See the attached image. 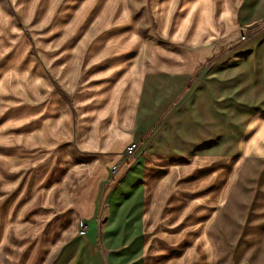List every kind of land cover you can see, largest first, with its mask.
I'll use <instances>...</instances> for the list:
<instances>
[{"label": "rangeland", "instance_id": "374dc122", "mask_svg": "<svg viewBox=\"0 0 264 264\" xmlns=\"http://www.w3.org/2000/svg\"><path fill=\"white\" fill-rule=\"evenodd\" d=\"M250 1L0 0V264H52L76 233L87 189L123 153L118 146L132 131L143 75L163 64L190 70L188 97L211 66L264 38V18L242 23L248 8L264 12V0ZM243 58L251 65L209 79L224 99L218 112L230 115L234 103L223 128L234 142L218 151L224 134L208 126L212 141L166 158V169L178 166L183 177L167 197L184 201L186 230L171 233L170 253L160 242L156 254H145L146 264H254L259 257L241 250L227 263L215 231L219 217L230 232L231 219H242L264 184V58ZM204 150L216 153H195ZM107 194L105 187L102 222ZM191 224L201 238L189 233Z\"/></svg>", "mask_w": 264, "mask_h": 264}, {"label": "crops", "instance_id": "0c3cea01", "mask_svg": "<svg viewBox=\"0 0 264 264\" xmlns=\"http://www.w3.org/2000/svg\"><path fill=\"white\" fill-rule=\"evenodd\" d=\"M256 2L257 0H251L250 4L255 5ZM247 8L248 4L245 2L240 13ZM242 13V23L247 25L264 18V12L251 15L249 8ZM236 49L229 56L236 59L227 60L223 67H219L217 63L211 66L207 79L203 83L200 81L188 97V84L193 77L190 70H172L170 65L163 64L162 69L149 70L143 75L132 131L123 135L118 146L121 150L129 139L137 141L139 158L115 184L109 182L110 164L101 183L89 186L86 206L82 212L88 222L87 233L78 235L76 230L75 234L67 236L52 264H146L145 254H156L160 242L165 244L162 246L164 254L171 252V233L180 235L181 231L186 230L180 219V207L185 203L167 195L172 189L173 181L183 177L180 167L166 169L164 163L166 158H183L187 152L198 150L201 144L212 141V133L205 136L209 133L208 126L212 132L217 130L224 134L216 147L218 151L229 147V141L234 142L232 131V137L229 138V131L227 128L223 129L229 127V120L233 118L231 113L234 111V103L232 102L230 115L229 112H218L219 102L224 99L219 94V89L211 87L209 79L220 78L228 69L251 65V59L243 57L264 58V38H253ZM181 99L183 101L176 106ZM202 127L206 128L205 132L201 130ZM216 134L214 135L217 136ZM196 136H199V143H195ZM189 142L192 148L185 150V145ZM195 153L213 155L216 151ZM105 187L108 192L107 208L102 222L99 212L100 197ZM255 190L253 201L248 210L242 213V219H231L230 232L229 229H221L219 217L215 222V231L223 238L220 244L225 248L226 257L231 258L233 253L241 250L251 256L258 250L259 260L253 263L264 264V184L258 182ZM232 195L228 197L227 206ZM189 233L197 238L202 237V229L192 227V224ZM185 246L184 244L183 247ZM227 263H233V256L230 262L227 259Z\"/></svg>", "mask_w": 264, "mask_h": 264}, {"label": "built area", "instance_id": "2783aa9c", "mask_svg": "<svg viewBox=\"0 0 264 264\" xmlns=\"http://www.w3.org/2000/svg\"><path fill=\"white\" fill-rule=\"evenodd\" d=\"M138 147L139 143L137 141L132 140L128 142L123 149L121 157L110 165L109 182L111 184H115L119 180L121 175L137 161ZM76 230L78 235H86L88 230V222L85 218L81 217L77 220Z\"/></svg>", "mask_w": 264, "mask_h": 264}]
</instances>
